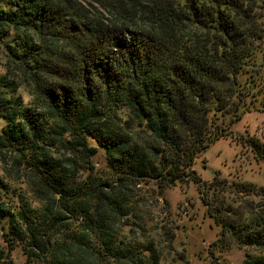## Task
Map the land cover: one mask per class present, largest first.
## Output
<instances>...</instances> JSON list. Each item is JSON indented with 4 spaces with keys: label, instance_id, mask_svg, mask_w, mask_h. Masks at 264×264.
Listing matches in <instances>:
<instances>
[{
    "label": "trees",
    "instance_id": "16d2710c",
    "mask_svg": "<svg viewBox=\"0 0 264 264\" xmlns=\"http://www.w3.org/2000/svg\"><path fill=\"white\" fill-rule=\"evenodd\" d=\"M0 50V261L160 264L135 238L136 187L197 184L217 122L261 111L264 0H0ZM207 205L213 264L230 245L264 264V203Z\"/></svg>",
    "mask_w": 264,
    "mask_h": 264
},
{
    "label": "rangeland",
    "instance_id": "374dc122",
    "mask_svg": "<svg viewBox=\"0 0 264 264\" xmlns=\"http://www.w3.org/2000/svg\"><path fill=\"white\" fill-rule=\"evenodd\" d=\"M4 62L5 56L0 50V78L4 75ZM259 71L264 75V68ZM260 90L262 94L258 95L255 103L247 99V103L257 106L261 109L260 112H246L233 125L228 117L217 122L225 133L196 156L192 165V176L199 180L197 184L185 180L165 189L157 188L153 182L136 187L135 238L137 242L153 243L154 249L161 255L160 264L215 263L207 250L217 239L219 228L207 216L205 203L213 208L220 204L221 199L229 204L246 200L264 203V162L256 161L251 150L244 144L251 138L264 143V81ZM16 94L22 98L24 104L28 102V96L23 89H18ZM3 126L4 122L0 119V130ZM93 162L97 170L105 169L102 150L99 149ZM201 182H204L203 186L200 185ZM232 183L236 185L232 186ZM209 185L213 186L215 194L211 188L210 191L207 190ZM243 188L245 192H250L249 195L237 194L236 190ZM215 256L218 264H242L245 251L230 245L216 251ZM24 258L20 246H16L5 252L0 264H23ZM180 258H185V261H180Z\"/></svg>",
    "mask_w": 264,
    "mask_h": 264
}]
</instances>
